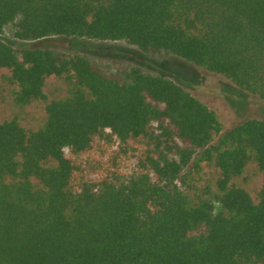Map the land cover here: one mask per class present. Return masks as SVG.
Segmentation results:
<instances>
[{"label":"trees","instance_id":"16d2710c","mask_svg":"<svg viewBox=\"0 0 264 264\" xmlns=\"http://www.w3.org/2000/svg\"><path fill=\"white\" fill-rule=\"evenodd\" d=\"M8 27L173 55L264 102V0H0ZM0 69L20 106L50 77L69 86L37 131L0 123V264H264V182L256 200L234 183L250 162L264 174V121L222 132L170 79L49 47L0 40Z\"/></svg>","mask_w":264,"mask_h":264},{"label":"rangeland","instance_id":"374dc122","mask_svg":"<svg viewBox=\"0 0 264 264\" xmlns=\"http://www.w3.org/2000/svg\"><path fill=\"white\" fill-rule=\"evenodd\" d=\"M0 40L16 49L49 47L69 55H80L99 67L110 77L121 80L132 68L162 76L174 81L212 110L221 124L222 132L246 119L264 121V102L258 97L237 89L228 79L213 74L181 58L168 54L148 55L125 41H96L81 38L51 36L36 42L18 41L11 27L0 34ZM10 72L0 69V123L15 120L26 131H37L46 121V105L52 100L68 95L69 86L62 78L50 77L44 85L45 100L27 105L14 101L15 85L9 80ZM217 172L212 166L203 165L197 186H209L215 191ZM264 182V174L250 162L242 177L234 180L256 200ZM216 210L219 204L214 201Z\"/></svg>","mask_w":264,"mask_h":264}]
</instances>
